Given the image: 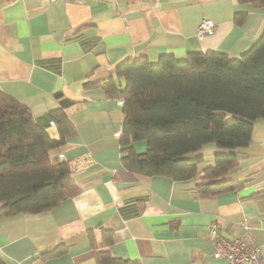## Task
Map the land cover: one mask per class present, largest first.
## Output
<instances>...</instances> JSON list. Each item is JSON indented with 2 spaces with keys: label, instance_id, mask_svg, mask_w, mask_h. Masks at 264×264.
<instances>
[{
  "label": "crops",
  "instance_id": "1",
  "mask_svg": "<svg viewBox=\"0 0 264 264\" xmlns=\"http://www.w3.org/2000/svg\"><path fill=\"white\" fill-rule=\"evenodd\" d=\"M241 12L247 14L238 24ZM203 17L215 22V32L199 38ZM263 30L264 8L239 0H0V90L25 103L53 137L59 134L48 114L69 102L77 134L67 137L60 157L81 188L50 210L1 218L6 261L97 264V251L107 249L138 264H214L213 222L225 237L260 247L264 258V198L254 195L264 189V121L255 123L228 174L248 182L206 195L193 178L124 167L123 102L105 83L127 58L156 62L164 53L207 50L239 57ZM210 144L208 154L203 149L207 164L216 150ZM135 146L140 151L145 141ZM57 245L66 251L43 255Z\"/></svg>",
  "mask_w": 264,
  "mask_h": 264
},
{
  "label": "trees",
  "instance_id": "2",
  "mask_svg": "<svg viewBox=\"0 0 264 264\" xmlns=\"http://www.w3.org/2000/svg\"><path fill=\"white\" fill-rule=\"evenodd\" d=\"M239 1L264 8V0ZM246 14L236 13V23ZM105 83L123 102L120 144L127 170L193 178L197 191L206 195L248 182L228 174L242 158L240 150L251 143L255 123L264 121V30L239 57L207 50L184 56L164 53L156 62L147 56L127 58ZM63 102L48 114L59 134L53 137L25 103L0 90V219L50 210L80 192L68 161L60 157L67 137L77 134L66 111L69 102ZM142 140L146 150L138 151L135 142ZM210 143L216 147L214 163L201 169L203 149ZM254 195L264 198V189ZM105 238L111 241L110 235ZM65 251L57 245L43 255ZM96 260L138 264L107 249L97 251ZM0 264H9L2 254Z\"/></svg>",
  "mask_w": 264,
  "mask_h": 264
},
{
  "label": "built area",
  "instance_id": "3",
  "mask_svg": "<svg viewBox=\"0 0 264 264\" xmlns=\"http://www.w3.org/2000/svg\"><path fill=\"white\" fill-rule=\"evenodd\" d=\"M201 29L198 28V36L213 33L214 22L211 19L202 20ZM243 229L246 225L243 224ZM210 239L213 241L214 257L221 262L214 264H264V258L260 253V247L243 240L241 237L227 238L218 231V223L214 222L210 228Z\"/></svg>",
  "mask_w": 264,
  "mask_h": 264
},
{
  "label": "rangeland",
  "instance_id": "4",
  "mask_svg": "<svg viewBox=\"0 0 264 264\" xmlns=\"http://www.w3.org/2000/svg\"><path fill=\"white\" fill-rule=\"evenodd\" d=\"M50 2H52V1H55V0H49ZM204 18H207V17H203L202 19H201V21H200V23H199V25H198V28L199 29H201V24H202V20L204 19ZM207 19H210V18H207ZM212 20V19H211ZM213 21V20H212ZM214 22V21H213ZM214 25H215V22H214ZM198 28H197V37H199L198 36ZM215 32V27H214V31H213V33ZM213 33H209V34H205V35H203L202 37H199V38H203L204 36H207V35H211V34H213ZM149 58V57H148ZM52 123H54L55 125H56V123H55V121L53 120L52 121ZM210 145H213V146H215V144L214 143H211ZM209 147V144H207L206 145V147H205V152L208 154V152H209V150H210V148H208ZM143 149V150H142ZM142 149H140V151H144V150H146V141H145V147L144 148H142ZM50 155H53V153L51 152V154ZM88 158H92V155L91 154H89L88 155ZM204 162H202L201 164H200V168L202 169V168H206L207 166H210V165H212V164H207L208 163V161H207V159L205 158V160H203ZM69 167H70V165H69ZM214 223V222H213ZM212 223V224H213ZM219 262H221V259H220V261ZM216 263H218V262H216Z\"/></svg>",
  "mask_w": 264,
  "mask_h": 264
},
{
  "label": "water",
  "instance_id": "5",
  "mask_svg": "<svg viewBox=\"0 0 264 264\" xmlns=\"http://www.w3.org/2000/svg\"><path fill=\"white\" fill-rule=\"evenodd\" d=\"M110 1H112V2H113L114 0H110Z\"/></svg>",
  "mask_w": 264,
  "mask_h": 264
}]
</instances>
